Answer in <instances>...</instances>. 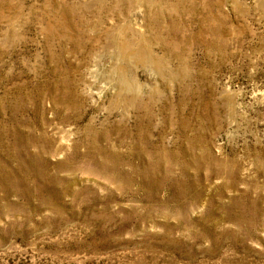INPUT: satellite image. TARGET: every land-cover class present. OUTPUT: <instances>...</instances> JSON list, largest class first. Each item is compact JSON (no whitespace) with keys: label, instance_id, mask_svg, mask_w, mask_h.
Returning a JSON list of instances; mask_svg holds the SVG:
<instances>
[{"label":"rangeland","instance_id":"1","mask_svg":"<svg viewBox=\"0 0 264 264\" xmlns=\"http://www.w3.org/2000/svg\"><path fill=\"white\" fill-rule=\"evenodd\" d=\"M0 264H264V0H0Z\"/></svg>","mask_w":264,"mask_h":264}]
</instances>
